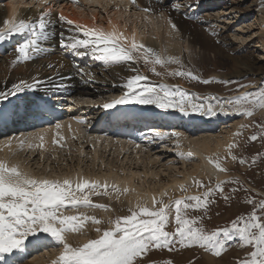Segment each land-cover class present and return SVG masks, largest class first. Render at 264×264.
Wrapping results in <instances>:
<instances>
[{"label":"snow or ice","instance_id":"snow-or-ice-1","mask_svg":"<svg viewBox=\"0 0 264 264\" xmlns=\"http://www.w3.org/2000/svg\"><path fill=\"white\" fill-rule=\"evenodd\" d=\"M41 2L46 4L47 0ZM194 3L195 0L184 5L177 2L172 3L171 7L174 11H180ZM144 11L149 12L150 9L145 8ZM60 22L68 27L59 32V44L73 55L91 56L106 65H131L143 61L152 65L151 71L157 76L164 73L157 72L156 65L166 67L175 64L179 67L167 72V75L196 81L201 79L193 68L185 66L180 56L170 55L167 49L157 50L138 41L135 32L129 42V37L118 31L115 25L110 31L98 26L88 27L66 18L63 14H58L53 20L51 8L42 9L37 19L5 20V27L0 28V41L26 33L27 37L15 48L16 56L13 63L30 61L46 54V44L57 36L55 27ZM169 23L173 30L179 31L177 24L171 19ZM48 67L53 65L49 64ZM76 67L80 73L85 72L79 65ZM131 71L135 74L128 76L123 84L118 85L126 91L119 98L104 103L102 105L104 109H113L124 104L154 105L163 110L178 109L185 115L190 114V109L192 113L209 117L217 115L218 112L228 114L229 110L235 114L252 117L257 108L264 109V88L255 96L251 92H243L232 98L198 97L179 86L151 82L138 68H132ZM43 83L39 77H34L31 82L21 79L12 83L10 88L0 90V101L28 90L36 91ZM203 83L208 84L210 81L203 80ZM48 84L50 88L59 87L58 84L52 83L51 78ZM206 99L208 102L204 103ZM61 127L60 123L55 124L56 129ZM245 127L248 125H240L242 129ZM255 127L264 131V124H255ZM171 135L178 138L176 142L179 146V137L182 133L173 132ZM258 136L259 133L253 134L250 139L256 141ZM14 139L18 151L27 153L37 150L43 158V151L46 150L43 133L23 138H9L5 144L12 155H15V152H12ZM63 139L62 136L53 139L52 144L64 148L66 145L61 143ZM238 146L237 142L227 145V156L233 161L238 157L232 150ZM179 155L192 157L194 153L180 152ZM55 158L53 155V159ZM224 159L225 157L217 154L214 158H209V163L214 164L219 172H227L228 169L222 165ZM254 162L255 159L252 163ZM239 163L244 164L246 161L239 159ZM229 182L241 185L236 179L226 181L217 178L214 185L211 181L204 183L201 180H194L198 188L205 190L189 195L188 186L181 182L179 189L184 195L173 197L165 190L159 197L152 196L151 206L146 201L141 202L142 198L137 197L135 205L129 204L127 207V215L117 216L114 220L109 219L107 223L112 226L101 229L99 225L104 223L102 219L80 212L79 209L109 208L107 204L94 203L91 199L93 196H111L115 193V199L120 201L121 189L116 183L109 184L107 180L102 182L98 178L93 179L82 174L75 178L36 176L23 167L20 161L0 158V264H16L14 257L17 253L26 251L29 244L36 246L43 244L47 237L62 245V251L51 264H142V258L151 250L167 249L171 252L176 250L177 245L179 248L198 246L220 257L234 239L241 247L251 246L253 249L245 258L238 259L236 264H264V199L257 202L254 198H248L247 203L254 205L252 211L246 216H237L229 226L209 231L203 223L209 205L215 203L217 195L229 200L232 194L240 190L234 187L230 190L231 194L225 193L224 185ZM122 192L126 194L129 189L125 187ZM165 197L168 198L167 201ZM69 209L76 214H69L67 211ZM196 210H201L203 214L190 215ZM88 222L96 225L95 232L98 235L74 246L69 242L68 234L82 233ZM169 224H174V231L167 230ZM166 264H172V261L168 260Z\"/></svg>","mask_w":264,"mask_h":264},{"label":"bare ground","instance_id":"bare-ground-1","mask_svg":"<svg viewBox=\"0 0 264 264\" xmlns=\"http://www.w3.org/2000/svg\"><path fill=\"white\" fill-rule=\"evenodd\" d=\"M7 1L11 0L0 1V28L5 27V20L37 19L42 9L51 8L53 20L60 13L66 18L88 27L98 26L110 31L115 25L118 31L129 37V42L135 32L138 41L157 50L167 49L168 54L180 56L184 64L190 67L202 60L206 61L210 52H215L219 57L228 54L229 51L219 44L217 25L209 23L211 21L209 18L200 15L202 6H215L219 0L215 2L195 0L191 7L182 8L180 11L172 10L171 4L178 2L184 5L190 3L191 0H134L135 4H132L131 0H47L46 4L41 0H37L35 4H33L35 0H20L14 2L11 7L6 3ZM232 2L234 6L230 4V7L239 9L247 0H233ZM261 4L264 9V3L261 2ZM21 5H30L31 7L24 8ZM98 7L103 9V13L98 11ZM145 8H149L150 11L145 12ZM262 11L264 12V10ZM187 15L196 16L195 20L190 21L186 18ZM169 19L177 24L179 31L171 28ZM256 21L264 29V15L259 19L256 18ZM67 27L62 22L57 23L55 27L57 36L47 42L46 54L26 62L13 63L16 56L15 48L23 42L27 36L26 33L13 36L6 41H0L1 51L8 47L12 52L0 56V90L10 88L12 83L21 79L31 82L34 77H39L44 83L40 89L35 91L36 93L52 92L57 95L58 99H73L76 108L81 104H86L77 112V117L84 120V124L70 118L67 122L65 121L66 123H60L62 125L60 129L46 127V129L41 128L37 132L30 131L29 136L36 133L45 135L46 150L43 151V158H41L40 151L37 150L27 153L18 151L15 139L12 144V152H15V155H12L5 141L20 136L13 134L15 133L14 129H9L8 133H0V158L18 160L23 167L36 176L75 178L78 174H82L85 177L98 178L102 182L107 180L109 184L116 183L121 189L120 201L115 199V193H112L111 196L103 195L98 199L91 197L94 203L111 201V204L107 210L100 208H92L91 211L88 208L79 209L80 212L90 215H95L97 212L100 216H109L112 211L119 208V205L124 206L125 209L129 204L134 206L137 197L142 198L141 202L146 201L148 205H151L153 195L159 197L162 191L166 190L171 193L176 189L180 190L181 182L190 185L194 184V180H200L202 177L217 180V178L223 179L229 175L228 171L219 172L214 164L209 163V158H214L217 154L222 157L227 155V145L236 141L238 137L236 134L241 129L240 125L248 121L250 117L240 116L237 119L230 111L228 114L220 113L223 119L227 118L229 125H226L227 122L221 119L226 123L215 131L203 132L201 128H198L197 131H186L180 127H178L180 130L175 128V130L162 131L159 127L157 133L160 135H156L155 144L147 145L142 150H132L131 145L125 144L121 139L111 135L104 136L101 129H92L93 122L90 116L93 115L94 107L108 102L106 96L126 91L118 85L123 84L128 76L135 74L131 71L132 68H138L140 73L149 78V81H153L145 71H141L144 65L143 61L131 65H106L95 60L94 57L73 55L69 50L61 48L58 34ZM237 35H234L236 40L244 41V38L245 40L248 38V36L238 35L237 39ZM198 48L200 52H198ZM232 58L247 67L244 72L247 70L259 72L254 65L248 63V60L246 62L240 57L232 56ZM89 60L93 61V65L88 62ZM49 64H52L53 67H48ZM76 65L84 68L85 72L80 73ZM174 65L169 64L165 68L171 71ZM155 67L164 73L161 68H158V65ZM163 75L170 83L169 76H166L165 73ZM50 78L53 84L59 85L58 88L49 87L48 80ZM180 85L193 96L202 93L198 88L190 87L191 85L184 82H181ZM247 91L243 89L242 92ZM237 95L226 94L224 96L217 92V97L220 98H232ZM207 102L206 99L204 103ZM146 106L149 105H142L143 108ZM149 107L155 109L154 105ZM261 110L264 113V109ZM87 117L90 119L87 120ZM222 128L225 131H221ZM55 130L59 135L55 134ZM24 131L25 136L23 137H28L26 132L29 130L25 129ZM173 132L182 133V136L179 137V146L176 142L178 138L171 135ZM61 136L64 137L61 141L66 145L64 148L52 144L53 139H58ZM23 137L21 136V138ZM167 149H174L175 152ZM189 151L194 153L192 157L179 155L180 152L186 154ZM53 155H55V159H53ZM223 162L222 165L227 168L228 166ZM125 187L129 189L126 194L122 192ZM109 192L111 193L110 188ZM67 211L69 214H76L70 209ZM91 226L94 227V224L88 222L86 227ZM72 235L69 233L68 239ZM76 237L83 241L88 235L79 234ZM43 243H48L52 249L46 248L42 244L37 250L28 248L26 251L16 254L14 257L16 264H51V261L56 259L62 251V245L57 244L51 237L44 239Z\"/></svg>","mask_w":264,"mask_h":264},{"label":"rangeland","instance_id":"rangeland-1","mask_svg":"<svg viewBox=\"0 0 264 264\" xmlns=\"http://www.w3.org/2000/svg\"><path fill=\"white\" fill-rule=\"evenodd\" d=\"M211 1L215 2L217 0ZM232 1L233 0H219V3L215 4V6H202L200 15L209 18L212 21L209 23L217 25L219 30L218 37L220 39L219 44L229 51L227 52L228 54H225L226 56L219 57L215 52H210L206 61L202 60V62L192 65L191 68H193L195 73L201 78L199 81L179 76L170 77V75L166 74L170 70H167L165 66L160 65H158V68H161L166 76L171 78L170 83L165 80L164 75L157 76L153 73L151 71V64L144 63L142 70L145 71L149 77H152L154 82L162 81L168 83L170 86H179L182 90H186V88L181 87L180 85L181 82H184L185 84H189V86L191 85L190 87L198 88L206 95H210L206 97H217V92H220L224 96L226 94L239 95V93H243V89L246 91L248 90L247 92H251L254 96L257 95L259 90L264 88V29H262L263 26L259 25V22L256 21V18L259 19L264 15V12L262 11L264 9H262L261 4V2L264 3V0H258L257 2L256 0H247V2L243 3L239 9L230 7V4L233 5ZM29 6L27 5L28 8L31 7ZM228 7L229 9H226ZM98 11H102L103 13L101 7H98ZM235 34L243 35L244 37L248 36V38L247 40L244 38L243 41L238 39L237 35L238 40H236V36H234ZM198 52H200L199 48ZM7 53H12L8 47L6 50H0V56H4ZM232 56L240 57L241 59L246 60V62L249 61L248 63L250 65H254L255 68L259 72L262 71V73L249 70L244 72L247 67L244 66V64L238 63V61L234 60ZM88 62L93 65L92 60H89ZM185 66L190 67L188 65ZM178 67V65H174L171 71ZM156 71L160 72L158 69H156ZM203 80H209L210 83L205 84L203 83ZM224 81H229V83H224ZM186 91L190 93L188 90ZM261 111L260 108H257L253 113V116L250 117L248 121L244 122L248 127L239 130V135L235 141L239 146L232 150L233 154H235L238 159L233 161L230 156H224L225 159L223 160V163L228 166L229 175L220 180L228 181L236 179L241 182L242 187L241 185L231 182L224 185L225 193H230V190L234 187H237L240 190L235 194H232V198L229 200H224L219 195L215 197V203L209 205L206 218L203 221L206 229L209 231L219 227L229 226L230 222L237 216L248 215L254 207V205H249L247 203L248 198H254L257 202L260 199H264V138H261L264 137V131L255 127V124H264V113ZM231 113L233 116L237 117V119H239L240 116H245L233 112ZM221 131H225V129L222 128ZM257 133H259L258 139L252 141L250 139L251 135ZM167 150L173 151L174 149ZM239 159H244L246 163H239ZM253 159H255L254 163H252ZM200 180L204 183L211 181L212 185L217 181L214 178L205 179L203 177ZM190 185L187 184V194L189 195L198 194L205 190L198 188L195 184ZM245 189L248 191H245ZM169 195L179 197L184 195V193L181 190L176 189L169 193ZM101 196L103 195L93 197L98 199V197ZM167 199L165 200L167 201ZM103 204L110 205L111 201H107ZM118 207L119 208L114 210L115 212L112 211L109 216H100L99 213L96 212L95 216L104 221V223L99 225L101 229L112 226L107 223L109 219L114 220L117 216L128 214L127 208L125 209L122 205H119ZM88 209L89 211L92 210V208ZM202 214L201 210H196L190 213V215ZM91 227H86L82 233H72L73 235L69 238V242L75 246L85 242L87 239L95 238L98 235L95 232L96 225ZM174 227V224H169L167 230L174 231ZM79 234H87L88 237L86 240L81 241L76 237ZM49 249L52 248L50 247ZM252 250L251 246L241 247L236 239L229 243L226 251H224L220 257H217L212 252L206 251L198 246L179 248L177 245L176 250L171 252L167 249L151 250L147 256L142 258V264H151V262H155V264H166L168 260H171L172 264H236L238 259L245 258Z\"/></svg>","mask_w":264,"mask_h":264}]
</instances>
